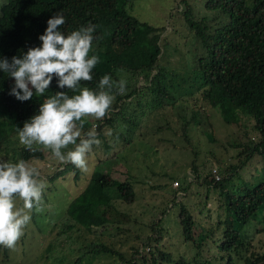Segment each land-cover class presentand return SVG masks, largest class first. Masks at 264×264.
Wrapping results in <instances>:
<instances>
[{
    "label": "trees",
    "instance_id": "16d2710c",
    "mask_svg": "<svg viewBox=\"0 0 264 264\" xmlns=\"http://www.w3.org/2000/svg\"><path fill=\"white\" fill-rule=\"evenodd\" d=\"M126 1L0 0V58L7 57L11 60L13 56L27 52L29 47H39L41 41L38 37L47 28L48 19L56 13H62L66 18V23L60 29L65 35L90 23L95 25L94 36L98 39L93 41L89 56L97 55L99 62L92 70L93 79L81 81L77 92L69 89L64 91L70 98L84 87L98 91L99 81L105 75H109L114 81H126L125 93L115 95L113 105L104 119L96 120L88 116L83 117L82 122H77L78 127L83 124L82 135L93 129L97 131L102 143L101 150L107 158H115L135 137L142 134L136 128L152 112L167 106L173 108L174 105L183 109L188 105L184 102L186 98L192 103L188 117L183 116L181 124L174 127V131L177 128L181 130V136L192 150V178L183 185H172L174 188H171L170 183L151 186L159 189L168 187L169 192H150L148 195L147 199L157 206L151 210L152 218L145 222L154 230L153 234L146 236V243L150 245L160 238L159 231L155 229L163 226L164 212L178 201L180 233L177 235L192 242L194 251L189 259L180 255L175 258L167 251L160 252V258L172 259L171 264H237L239 259L264 264V252L254 255L248 252L252 241L242 231L244 226L253 221L257 223L256 229L264 232V0H205V8L224 15H221L220 23L212 30H207L198 20L190 18L189 7L186 5L184 16L199 41L201 51L191 62L182 61L180 70L167 69L161 64V46L158 40L163 26L139 20L126 8ZM177 47L175 43L173 49ZM12 83L10 77L0 72V130L4 131V135L0 137V159L12 163L45 159L51 150L34 145L40 150L30 152L19 143L17 128H22L26 121L37 114L40 104L46 98L62 90L57 87L54 79L44 96L34 95L29 101L20 102L9 95ZM196 100L199 103L196 104ZM211 112H216L225 123L241 130V134L230 143L238 148L235 155L239 163L217 169L218 179H214L209 170L204 171L203 161L195 160L197 153L187 133V126L192 123L200 125L201 133L210 134ZM203 119L205 122L201 124ZM68 147H71L69 150L74 149V145ZM256 157L262 161L261 167L257 169L261 171L259 177L254 182H243L238 169ZM103 159L104 157L99 160ZM59 163L61 162L57 165ZM66 163H63V168L53 170L50 179L53 180L64 171ZM69 165L73 164L69 162L67 167ZM78 174L75 178L79 177ZM127 175L128 179H117L108 169L93 170L86 178L82 191L90 194V198L78 213L79 218L86 220L80 221L77 220V215L72 217L68 214L70 218L63 219L61 223L63 230L73 227L74 221L85 222L89 230L103 225L107 227L106 222L110 220L111 214H122L114 206L113 199H120L121 202H130L136 197L146 199L143 193H137L133 187L131 174ZM234 176L239 177L238 184L233 181ZM202 183L204 193L197 200L200 204L199 213L202 216L209 215L205 205L210 189L217 193L221 212L216 213V220L208 227L198 222L200 230L196 235L195 217L178 199L189 195L192 187L198 188ZM177 190L183 194H178ZM43 197H46L45 193ZM31 220L36 229L40 224L45 227V223L37 222L33 209ZM135 220H138L137 214ZM26 230H23L19 239L21 251L27 247L26 237L31 235ZM105 231L112 235L109 229L106 228ZM136 236L138 237V233ZM142 244H132L130 247L140 254L138 247ZM152 246L156 248L155 244ZM0 247L3 258L8 259L9 249L2 245ZM111 247L102 241L89 242L87 246H82L77 260L83 253L103 251L116 253L122 260L121 264H138L135 257L126 260L120 251ZM204 248L209 251L205 257L202 255ZM221 252L225 255L220 254ZM149 254L148 263L158 264L157 258L151 252Z\"/></svg>",
    "mask_w": 264,
    "mask_h": 264
},
{
    "label": "rangeland",
    "instance_id": "374dc122",
    "mask_svg": "<svg viewBox=\"0 0 264 264\" xmlns=\"http://www.w3.org/2000/svg\"><path fill=\"white\" fill-rule=\"evenodd\" d=\"M204 1L127 0L126 8L139 20L156 26H163L159 32L160 38L158 40L161 46V64L167 69L180 70L182 61L191 62L193 57L199 55L201 51L199 41L193 35L192 28L187 24L184 16L186 5L189 7L188 16L198 20L202 26L205 25L207 30H212L214 26L220 23L221 15L224 16L222 13L219 15L215 11L205 8ZM250 1L246 0V2ZM175 43L178 47L173 49ZM184 102L188 105L183 109L174 105L173 108L167 106L165 109L161 108L157 112H152L151 116L146 121L139 123L136 128L142 134L135 137L115 158H107L104 155L101 150L102 143L99 146H93L92 151L86 154L88 167L86 172L74 165L67 167L69 163L67 162L64 171L52 180L50 179L51 172L63 168V164L57 165V162L61 161L51 153L45 159H30L27 163L38 169L40 178L47 184L44 190L46 197H43L45 205L43 210L37 212L35 207L33 208L37 222L45 223V227L40 224L36 229L33 221L30 220V223L24 228L31 234L26 237L27 247L25 250L21 251L18 240L15 248L8 250V259H4L0 247V264H121L122 260L116 253L103 251L95 254L83 253L77 260L82 246H87L89 242L98 241L105 242L108 246L110 245L113 249L120 251L126 260L135 257L138 264H149V252L153 250V242L148 245L146 236L153 234L154 230L145 222L152 218L151 210L157 205L147 198L150 192H169L168 187L159 189L151 186L159 183H170L171 188H174L172 185L175 187L183 185L192 178L190 173L192 150L181 136V130L177 128L174 131V127L181 124L183 116L188 117L189 115V106L192 103L188 98ZM195 103L197 104L199 101L196 100ZM209 120L210 134L201 133L199 124L190 123L187 126L188 136L197 153L195 160L204 162V171L210 170L211 166H216L219 170L225 166L238 164L239 160L235 155L238 148L230 145V143L241 134V130L225 123L216 112L209 114ZM204 122L203 119L201 124ZM160 125H164L165 129ZM3 135L4 131L0 130V137ZM70 148L62 149V152L66 154ZM103 157L104 159L100 161L99 159ZM261 165V159L256 157L239 168L238 172L243 182H254L261 172L257 170ZM95 169H108L113 177L124 180L128 179L127 174H131L132 180H130L133 187L137 193H143L146 199L136 197L130 202L113 199L114 206L122 214H111L110 220L106 222L107 227L103 225L89 230L86 228L85 222L74 221L73 227L63 230L64 226L61 223L63 219L70 218L68 214L72 217L77 215V220H86L79 218L78 213L82 211L81 206L90 198V194L82 191L86 184V178ZM77 174L79 177L75 178ZM253 175L255 176L253 177ZM175 180L177 181L176 184L174 183ZM233 181L238 184L239 177L234 176ZM110 188L114 189L113 187ZM203 193L204 184L202 183L198 188L192 187L189 195H183L178 199L193 213L195 217L194 234L196 235L200 230L198 222L204 227H208L216 220V213L221 212L217 193L210 189L209 199L205 205V208L209 210V215L204 214L202 216L199 213L200 204L197 200L202 198ZM14 200L17 208L23 207L22 200L19 198H14ZM178 207L179 204L176 201L164 212L163 226L155 229L159 231L160 238L154 243L175 258L180 255L182 258L189 259L194 249L191 245L192 242L183 240L181 235H177L180 233L178 231V224H180L177 218ZM83 214L85 215V213ZM136 214L138 220H135ZM256 225L257 223L252 221L242 229L252 241L248 252H252L253 255L264 252V232H259ZM106 228L112 232L111 236L106 234ZM137 233L138 237L136 236ZM139 243H143L142 246L138 247L140 254L135 253L133 247H130L132 244L139 245ZM147 245L149 250L146 251ZM208 253L209 251L204 248L202 255L205 257ZM220 254L225 255L224 252ZM143 255L144 258H142ZM237 264L262 263H251L239 259Z\"/></svg>",
    "mask_w": 264,
    "mask_h": 264
},
{
    "label": "clouds",
    "instance_id": "9594fccd",
    "mask_svg": "<svg viewBox=\"0 0 264 264\" xmlns=\"http://www.w3.org/2000/svg\"><path fill=\"white\" fill-rule=\"evenodd\" d=\"M65 23L66 18L62 13L53 15L48 19L44 33L38 37L41 45L29 47L27 52L13 56L11 60L0 58V72L13 80L9 95L20 102L29 101L34 95L44 96L53 80H56L57 87L62 91L46 98L37 114L26 121L22 128H17L19 143L30 152L40 150L34 145L42 146L51 150L61 164L70 162L86 172V154L92 151L93 146H99L101 141L95 129L82 135L83 124L78 127L77 122H82V118L88 116L96 120L104 119L115 95L125 93L126 81H114L105 75L99 81L98 91L84 87L70 98L64 89L77 92L81 81L93 79L91 73L99 57L89 56V53L93 41L98 38L94 36L96 26L91 23L65 35L60 30ZM69 145H74V149L64 154L62 149H67ZM212 167L209 170L211 176ZM46 187V181L40 178L36 167L24 160L12 163L0 159V245L15 248L25 226L30 223L32 209L35 207L37 212L43 210ZM177 193L183 194L180 190ZM14 198L22 200V208L16 207ZM145 249L149 250V246ZM150 252L157 258L158 264H171L173 261L160 258L159 253L166 250L157 245Z\"/></svg>",
    "mask_w": 264,
    "mask_h": 264
},
{
    "label": "built area",
    "instance_id": "2783aa9c",
    "mask_svg": "<svg viewBox=\"0 0 264 264\" xmlns=\"http://www.w3.org/2000/svg\"><path fill=\"white\" fill-rule=\"evenodd\" d=\"M211 172H212V175L214 176L215 179H217L219 177L218 173H217V169L215 168V166H213L211 168ZM174 183L176 184L177 182H174Z\"/></svg>",
    "mask_w": 264,
    "mask_h": 264
}]
</instances>
